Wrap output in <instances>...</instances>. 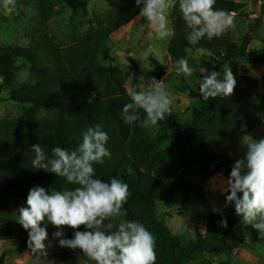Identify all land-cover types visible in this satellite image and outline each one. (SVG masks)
Here are the masks:
<instances>
[{"label": "trees", "instance_id": "1", "mask_svg": "<svg viewBox=\"0 0 264 264\" xmlns=\"http://www.w3.org/2000/svg\"><path fill=\"white\" fill-rule=\"evenodd\" d=\"M62 2L13 0L12 7L15 12L22 4L35 9L36 20L45 24ZM237 9L234 0H178L170 14L168 48L175 70L187 51L205 52L215 63L202 84L207 96L198 118L197 147L211 176L233 182L229 195L236 194L238 184L230 172L232 159L264 122V78H251L238 65L244 60L264 68V39L260 50L250 51L249 42L238 46L228 29L206 32L202 24L209 10L229 16ZM139 12L137 0H124L105 13L93 35L64 47L35 34L27 46L0 44V88L21 109L17 118L0 120V196L11 202L1 206L0 242L6 247L0 264L10 253L22 255L57 232L86 245L85 254L67 247L62 264L84 259L92 264H184L203 256L229 257L245 243L244 213L218 210L209 215L203 238L176 254L167 251L169 236L156 222L152 203L178 205L190 194L202 199L203 193L164 182L145 169L141 129L151 117L172 141L186 132L172 113L129 96L120 72L98 58L112 34ZM0 22L8 23L1 15ZM18 61L33 83L16 85ZM218 65L228 66L226 78L218 75ZM255 236L264 244V215Z\"/></svg>", "mask_w": 264, "mask_h": 264}, {"label": "rangeland", "instance_id": "2", "mask_svg": "<svg viewBox=\"0 0 264 264\" xmlns=\"http://www.w3.org/2000/svg\"><path fill=\"white\" fill-rule=\"evenodd\" d=\"M122 1L63 0L52 18L40 24L35 9L22 4L19 12H15L13 0H2L0 15L8 23L0 22V44L27 46L30 35L35 34V38L47 36L55 44L67 46L77 37L93 35L105 13ZM177 1L137 0L139 14L112 34L111 43L98 58L103 66H112L120 72L129 96L140 97L151 109L172 113L186 132L172 141L151 117L141 129L146 138L140 142L145 169L164 182L198 187L203 193L202 199L190 194L178 205L163 201L152 203L156 222L169 236L167 251L176 254L203 238L209 228L210 214L218 210L241 211L245 215L241 228L243 245H237L229 257L203 256L184 264H264V244L255 236L264 215V122L240 143L232 159L230 172L238 178V184L236 194L229 195L233 182L221 174L211 176L197 147L201 138L198 118L207 96L202 84L215 63L208 58L209 54L201 51H187L184 63L177 70L170 62V14ZM234 2L238 9L229 16L209 10L202 28L206 32L228 29L238 46L249 42L250 51L260 50V41L264 39V0ZM27 15L31 19L25 18ZM16 66L19 69L16 85L33 83L23 61H18ZM216 67L222 79L228 76V66ZM238 70L247 71L251 78H264L263 67L251 66L244 60ZM20 112V107L8 100L7 90L0 88V120L17 118ZM3 201L11 203L9 198L0 196V212ZM70 245L85 254L84 243L64 240L57 232L47 243H39L22 255L10 253L3 264H62L60 255ZM5 247L6 243L0 242V256ZM85 261L82 264H92Z\"/></svg>", "mask_w": 264, "mask_h": 264}]
</instances>
